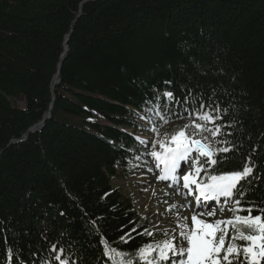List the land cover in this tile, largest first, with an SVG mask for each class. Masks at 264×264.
Wrapping results in <instances>:
<instances>
[{
	"label": "trees",
	"instance_id": "1",
	"mask_svg": "<svg viewBox=\"0 0 264 264\" xmlns=\"http://www.w3.org/2000/svg\"><path fill=\"white\" fill-rule=\"evenodd\" d=\"M164 90L181 104L215 92L236 124L216 172L251 157L244 200L264 207V0H0V264H40L57 241L97 264L141 223L113 182L145 163L127 130L146 129L136 113ZM173 109L154 133L191 122ZM137 233L124 248L152 239Z\"/></svg>",
	"mask_w": 264,
	"mask_h": 264
},
{
	"label": "snow or ice",
	"instance_id": "2",
	"mask_svg": "<svg viewBox=\"0 0 264 264\" xmlns=\"http://www.w3.org/2000/svg\"><path fill=\"white\" fill-rule=\"evenodd\" d=\"M164 84L170 85L171 81H164ZM206 99L208 103L204 102ZM146 104L143 113L137 112L136 115L152 125V132L158 130L157 121L163 124L176 115L173 105L182 108L191 121L165 139H156L153 142L151 139L136 138L144 148L145 154L154 158L156 167L161 170L158 180H170L172 186L177 187L178 193L181 180L178 173L182 172L184 167L189 168L182 176V187L187 190V195L194 196L195 208L192 209L189 202L184 206L170 205L165 211L179 207L192 209L191 226L187 223L188 217H179L177 214L178 222L173 234L169 236L165 230L160 233L165 238L155 240L154 231L136 224L124 236L112 242L120 245L119 249L107 240L103 241V254L97 264H100V259L103 258H107L108 264H261V261H264V207L256 206L254 201H245L246 193L241 187V181L252 175L256 165L249 157L242 170L217 173L214 167L225 162L223 159H217L221 153H228L234 148L233 142L224 138L233 135V132H225L224 129L236 127L235 122H224L228 108L221 107L220 102L215 100V92L212 97H206L203 92L198 96L189 93L181 104L173 91L164 90L162 93L157 92L155 100L147 101ZM149 145L150 153L147 151ZM148 170L152 171L151 168ZM201 172L204 173L202 178ZM222 198L225 203H233L231 211L234 215L213 221L204 219L216 214L208 202H219ZM220 210L224 211V208L221 207ZM253 211L257 213L254 216ZM91 225L96 229V234H99L97 221H91ZM137 228L143 230L137 233ZM133 233L152 239L142 242L135 250L124 248L129 240L135 239ZM92 235L93 233L89 232V236ZM60 243L61 241H57L51 245L49 255L44 257L40 264H73L71 256L75 253L66 256V248L59 247ZM17 264H23V261H17ZM75 264H78V261Z\"/></svg>",
	"mask_w": 264,
	"mask_h": 264
},
{
	"label": "rangeland",
	"instance_id": "3",
	"mask_svg": "<svg viewBox=\"0 0 264 264\" xmlns=\"http://www.w3.org/2000/svg\"><path fill=\"white\" fill-rule=\"evenodd\" d=\"M21 105H24V101H20ZM139 122L143 124L146 129H141L139 132H134L133 129H128L127 131L135 134L139 139H151L153 142L156 139H165L170 137L175 131H178L184 125L189 124V122L177 125L165 126L158 134L152 133L150 130L151 125L145 123L143 120L139 119ZM147 150L151 151V146L149 145ZM157 150L158 146H157ZM183 163V162H182ZM151 168L150 172L148 169ZM189 171L188 167H184L182 172H179L181 180L179 182V193L172 189V183L164 184L162 181L158 180V176L161 174V170L156 167L155 159L147 155L145 157V163L137 166L136 171L127 178H116L114 179L113 185L120 189L129 198L135 206L139 217L141 218L140 225H147L149 230L154 231L156 240H162L165 237L160 233L165 230L168 231V235L173 234V230L176 229L177 225V214L179 217H188L187 223L191 226V215L193 214L192 209L195 208L196 201L193 195H187V190L183 189L182 176ZM203 173L200 174L202 178ZM194 189V188H193ZM166 202V203H165ZM192 204V209H185L184 207L173 208L172 211H165L170 205L179 204L187 205ZM215 209V216L204 217V219L213 221L215 219H227L234 215L231 211L233 208V203L229 201L225 203L224 200L220 203V207L211 205ZM221 207L224 211H221ZM211 210V208L209 209ZM239 214V213H237ZM146 217V219H142ZM231 235V233H229Z\"/></svg>",
	"mask_w": 264,
	"mask_h": 264
},
{
	"label": "water",
	"instance_id": "4",
	"mask_svg": "<svg viewBox=\"0 0 264 264\" xmlns=\"http://www.w3.org/2000/svg\"><path fill=\"white\" fill-rule=\"evenodd\" d=\"M64 58H65V54H64ZM64 58H63V59H64ZM59 81H60V80H59V75H57L56 78H55L54 81H53V88L55 87L56 84H58ZM54 94H55V90H54ZM49 114H50V113L47 114L46 118H45L43 121H41L39 124L33 126V127L29 130V132H35V131H38L40 128L44 127L46 120L50 117ZM29 132H28V133H29Z\"/></svg>",
	"mask_w": 264,
	"mask_h": 264
},
{
	"label": "bare ground",
	"instance_id": "5",
	"mask_svg": "<svg viewBox=\"0 0 264 264\" xmlns=\"http://www.w3.org/2000/svg\"><path fill=\"white\" fill-rule=\"evenodd\" d=\"M161 168H162V166H161ZM164 184H168V183H172L170 180L169 181H162ZM172 189L173 190H176L177 189V187H172Z\"/></svg>",
	"mask_w": 264,
	"mask_h": 264
}]
</instances>
